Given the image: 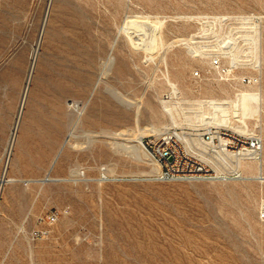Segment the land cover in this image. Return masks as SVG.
Masks as SVG:
<instances>
[{
  "label": "rangeland",
  "instance_id": "rangeland-1",
  "mask_svg": "<svg viewBox=\"0 0 264 264\" xmlns=\"http://www.w3.org/2000/svg\"><path fill=\"white\" fill-rule=\"evenodd\" d=\"M247 90L263 155L243 180L160 182L130 151ZM4 168L0 264H264V0H0Z\"/></svg>",
  "mask_w": 264,
  "mask_h": 264
},
{
  "label": "built area",
  "instance_id": "built-area-1",
  "mask_svg": "<svg viewBox=\"0 0 264 264\" xmlns=\"http://www.w3.org/2000/svg\"><path fill=\"white\" fill-rule=\"evenodd\" d=\"M210 68L221 79L229 80L233 68L218 58L210 60ZM194 76H199L195 72ZM240 84L250 85L248 77ZM149 156L158 164L154 179L160 182H235L244 179V164H261L263 139L259 134L243 132L229 126L166 129L146 144ZM6 168L0 174V192L6 184ZM258 219L264 223V200L258 210ZM54 213L39 218L40 223L52 224ZM37 231L36 235H45Z\"/></svg>",
  "mask_w": 264,
  "mask_h": 264
},
{
  "label": "bare ground",
  "instance_id": "bare-ground-1",
  "mask_svg": "<svg viewBox=\"0 0 264 264\" xmlns=\"http://www.w3.org/2000/svg\"><path fill=\"white\" fill-rule=\"evenodd\" d=\"M109 62H113V60L109 61ZM233 62H234V60L232 58L230 60V63H233ZM233 64H235V63H233ZM168 83H169L173 93L176 94L177 90H176L175 85L171 82H168ZM161 102H163V101H161ZM196 103H197L196 107L192 108V113H194V115L184 116L185 124L187 125L186 127H188V126H192V127H196V126H198V127H200V126L201 127H205V126H217V127L229 126V127H232L236 130H240L243 132H245V131L252 132L249 129L248 123L246 122L245 119H248V118H251L255 115H258V112L260 110L259 95L257 92L252 91V90L238 91L234 94L233 98H228V99H224V100H216V99L199 100ZM163 107L171 119L170 126L171 127H177V126L181 125L178 122H176L175 118L173 117L170 104L164 103ZM207 110H209V113ZM230 110L233 113V117L237 118V121L239 122V124H235V125L231 124V120H230V117L228 115ZM259 120H260V118H259ZM168 128H169V126H163V127H159V128L151 127L150 131L155 133L156 135H158ZM137 143H138V146H133V147L131 146L132 150H130V151H132V153L136 156H139L140 154L148 155L145 146L142 144V141L140 139H138ZM61 148H62V146H61ZM56 159H57V155L54 157L52 164H54ZM139 159H140V157H139ZM51 180H57V179H51ZM16 181L17 180L15 178L8 177L6 184H8V183L14 184Z\"/></svg>",
  "mask_w": 264,
  "mask_h": 264
}]
</instances>
